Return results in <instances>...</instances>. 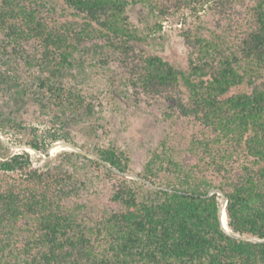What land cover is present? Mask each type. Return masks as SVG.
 <instances>
[{
  "label": "trees",
  "instance_id": "trees-1",
  "mask_svg": "<svg viewBox=\"0 0 264 264\" xmlns=\"http://www.w3.org/2000/svg\"><path fill=\"white\" fill-rule=\"evenodd\" d=\"M136 4L182 18L187 70L136 48ZM144 97L198 128L165 134L160 176L137 174L164 189L113 171L132 162L115 144L80 146L110 168L13 150L49 157L50 143L78 146L76 128L97 139L106 105ZM0 134V264H264V242L242 239H264V0H0Z\"/></svg>",
  "mask_w": 264,
  "mask_h": 264
},
{
  "label": "rangeland",
  "instance_id": "rangeland-1",
  "mask_svg": "<svg viewBox=\"0 0 264 264\" xmlns=\"http://www.w3.org/2000/svg\"><path fill=\"white\" fill-rule=\"evenodd\" d=\"M128 14L139 35L145 39V42L136 45L138 50L160 56L177 69L187 70L189 49L180 37L182 18L179 21L171 18L156 19L148 14V9L143 4L131 6ZM157 25L161 26V28L157 29L155 27ZM117 65V63H110L108 67L110 71L106 69L108 71L105 73L104 71L99 72L100 75L95 79L96 85L106 88L107 80L112 77L115 70H118ZM119 88H122L121 84H118V90ZM138 101L140 103L136 104V101L132 99L127 104H123L120 110H113L111 105H106L104 118L99 122L104 124L105 131L99 130V138L96 139L94 136H89L84 131L77 130V128L73 131L72 136L79 146H76L78 148L80 146L93 148L94 145L108 146L115 144L128 151L132 162L130 171L127 174L137 175L144 172L146 167L149 166L154 172L158 171L157 173L160 176V144L165 134H171L182 143L183 139L189 140L198 128L193 122L181 118L177 110L166 99L160 97L146 99L144 97ZM27 120L28 122H34L32 117ZM39 126L41 130H45L42 125L39 124ZM0 137L9 142V139L3 135L0 134ZM58 142L64 141H56L49 144L47 149L49 157H46L42 152L37 153L24 145L9 144L14 146V152H28L34 166L43 167L44 162L48 158H53L57 153L65 151L62 147L54 146ZM152 160H154V164L151 163ZM200 166L204 167L205 165ZM209 175L211 176V173ZM95 190H89L88 195L91 198L95 197L93 194V192H96ZM99 198L104 206L103 197L100 195Z\"/></svg>",
  "mask_w": 264,
  "mask_h": 264
},
{
  "label": "water",
  "instance_id": "water-1",
  "mask_svg": "<svg viewBox=\"0 0 264 264\" xmlns=\"http://www.w3.org/2000/svg\"><path fill=\"white\" fill-rule=\"evenodd\" d=\"M54 146L56 147H62L64 148L65 151H70V152H76L78 154H81L83 156H86L88 158H92V159H95V160H98L100 162H103L101 161L97 156L91 154V153H88L72 144H69V143H65V142H58L56 144H54ZM104 163V162H103ZM108 168H110V166L106 163H104ZM113 171H115L116 173L126 177V178H130V179H137V180H140L141 182L145 183L147 186L151 187V188H154V189H164L160 186H156V185H152L150 184L149 182H147L145 179L139 177L138 175H134V174H127V173H121L117 170H114L112 169ZM215 191L217 190H211L210 194L214 193ZM219 194H222L221 191H218ZM226 207V198H224V200L222 202H220V205H219V210H218V216H219V220H220V223H221V226H222V229L226 232V233H229L230 230L227 226V228H225L222 224V212L224 210V208ZM226 213V212H225ZM243 240H246V241H252V242H264V239H257V238H242Z\"/></svg>",
  "mask_w": 264,
  "mask_h": 264
},
{
  "label": "bare ground",
  "instance_id": "bare-ground-1",
  "mask_svg": "<svg viewBox=\"0 0 264 264\" xmlns=\"http://www.w3.org/2000/svg\"><path fill=\"white\" fill-rule=\"evenodd\" d=\"M225 210V209H224ZM224 223H226V220H225V222Z\"/></svg>",
  "mask_w": 264,
  "mask_h": 264
}]
</instances>
